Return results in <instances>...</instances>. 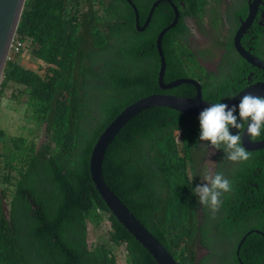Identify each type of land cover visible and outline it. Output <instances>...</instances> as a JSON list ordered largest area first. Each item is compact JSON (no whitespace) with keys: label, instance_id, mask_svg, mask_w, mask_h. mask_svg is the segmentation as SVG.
Returning <instances> with one entry per match:
<instances>
[{"label":"trees","instance_id":"obj_1","mask_svg":"<svg viewBox=\"0 0 264 264\" xmlns=\"http://www.w3.org/2000/svg\"><path fill=\"white\" fill-rule=\"evenodd\" d=\"M157 1L26 0L0 81V107L17 118L13 128L27 131L7 140V128L0 127V264H117L120 257L124 264H157L115 218L109 216L112 233L101 234V214L108 210L90 175L92 152L106 127L132 104L153 95L196 96L191 85L167 92L159 86L157 38L174 21L175 8L178 21L162 39L165 84L193 79L204 101L226 103L249 74L231 40L221 57L226 64L214 75L201 58L211 50L201 52L181 35L186 17L205 30L208 8L219 14L214 0L162 1L140 30L137 14L143 27ZM243 1L240 11L246 12V0L232 4ZM220 24L218 16L211 26L217 30ZM198 137L195 117L167 108L143 111L107 149L103 181L180 264L194 262L173 252L177 228L192 229L189 247L195 240L213 249L220 264L225 257L234 264H264V237L248 235L255 229L264 234V152L252 156L256 169H236L244 185L259 188L253 196L238 190L233 204L227 199L225 219L213 223L216 235L208 237L204 225L195 229V167L187 178V163L202 162L206 153L208 142ZM263 141L264 132L254 140ZM243 206L254 210L253 230L247 220L246 226L229 220L242 215ZM90 224L97 244H89ZM226 236L229 242L219 250L212 246L210 240Z\"/></svg>","mask_w":264,"mask_h":264},{"label":"clouds","instance_id":"obj_2","mask_svg":"<svg viewBox=\"0 0 264 264\" xmlns=\"http://www.w3.org/2000/svg\"><path fill=\"white\" fill-rule=\"evenodd\" d=\"M252 1L253 0H246V3H245V7L247 9L246 12H241L240 11L241 7L238 9V14L242 16V20L239 22L242 23V22L246 21L248 15L250 14L249 13L250 2H252ZM208 10H209V8H208ZM219 15L220 14H218V16ZM220 19H221V17H220ZM262 20L263 21H262L261 25L257 22H254L253 25L251 24L252 27L250 25L246 29V31L248 30L247 33H246V31L244 32V33H246L245 36L250 33L251 37L252 36L254 37V39L252 41L255 42V44H253L255 55L253 53H251L250 51L244 49V47H243V49L246 52H248L251 56H254L255 58L264 62V51H261L260 53L256 52V46L257 47L264 46V7H263V11H262ZM195 24H196V22H195ZM221 24H222V19H221ZM196 26H197V28H199V26L197 24H196ZM231 26H232V29L227 31L228 30L227 24H223L222 28H218L214 32L207 34V36L204 38V40L201 42L200 45L196 44L195 46H193V47H195V49H198V47H204L208 44H212L214 46V49H212V50L210 49V47H204V49H198L201 52H205L207 50H211V52H212V54L210 56L203 54L201 56L202 59H203V56L213 58L215 56L216 52H218L219 56H220L221 50L226 49V47L230 44V40L233 42L232 36L235 32L236 33L234 36L233 47H234V50L236 52V47H235V37L237 34L236 30H238L240 25L236 26L234 23H231ZM261 26L263 27L262 30L260 29ZM199 30H200V28H199ZM206 31H207V29L205 28V30L202 32L205 33ZM194 33H195L194 28L188 29V27L185 25V29L181 33V35L185 38V40L187 42L190 43V40L188 39V35H193ZM228 33H230V35H228ZM242 35H241V37H242ZM192 38L194 40V38H195L194 35ZM239 42H240V39H239ZM225 44L227 46L223 47V45H225ZM240 44H241V42H240ZM11 49H12V47H11ZM236 55L239 56L237 54V52H236ZM243 61L247 65V70H248L249 74H247L246 77H244V79L242 80L244 82L245 86L237 94H239L244 89H247L248 87L253 85V84L249 85L248 80H246V78H249L250 74H252V73H254V76L258 77L256 79L255 77L252 76V81L254 80V82H256V83H263L264 82V80H260L261 78H264V70L253 66L251 63L248 64L245 60H243ZM222 64H226V61L220 60L219 65L217 67L215 66L216 72L218 70V73H219V69H221L220 66H222ZM203 66L206 67L204 64H203ZM213 70H207V72H212L214 74ZM211 76L213 77V75H211ZM235 96H233L232 99ZM226 103H221V102L211 103L210 106L206 107L205 109H203L202 111L199 112L198 117H197L198 123H199V137L198 138L200 141H207L208 145H204L206 147V153L203 157L202 162L193 161V165H190L189 163H187V166H186L187 167L188 181H191V178H192V168L195 167V169L198 171V176L196 179L195 187L191 188L192 195L194 196L195 201H196V205H197L196 206L197 209H196V226H195V229H198V228H200V226L204 225V229L206 231L205 235L208 237H210L209 236L210 230H209V226H208V224L210 222L214 221L216 223H223V219H225L226 210L229 207V204L226 206L227 199H230V203L233 204L235 202L238 190L242 191V193L244 195H252L253 196L254 190L259 188L258 185L255 183H248L247 186L244 185L242 183V181L239 179V177L236 175V169L239 167L244 168V169H253V170L256 169L258 166H250L251 164L256 163L255 159L252 156L255 154L264 152V150L263 151L250 152V151L246 150L242 145V136L243 135H247V137L249 138V141L252 144L260 143V142H254V140H256L258 137H260L262 132H264V96H258V95L254 96L251 94H245L239 98V101L237 104L229 105ZM117 116H119V115H117ZM117 116L112 120V122L117 118ZM230 129H235V134H232L230 132ZM120 131H119V133H120ZM118 134L116 136H118ZM207 150L212 151V153H213L211 162L207 157ZM103 164H104V162H103ZM208 166H210V167H208ZM102 170H103V167H102ZM201 171L204 173L200 177ZM220 172H222V173H220ZM230 174L232 176L231 181L228 180L229 179L228 177H230ZM90 175H91V172H90ZM200 181H204V183L198 184ZM222 195H223V197H221ZM125 208L128 209L126 206H125ZM202 209H206L208 211V215L203 214ZM253 211L254 210H251V206H249V207L243 206L242 207V215H240L237 218L233 217L229 220H231L232 222L239 220L245 226H246L245 221L247 220L248 228H251L253 230L254 222H255V216H256V215L253 216ZM101 216H102L101 222H100V230L102 231L101 234L112 233V225H111V221L109 219V216L113 217L112 213L110 212V210H108V212L102 213ZM133 217H135L144 226V228L147 231H149L146 228V226L136 216H133ZM188 224H189V221L186 223V226H188ZM90 226L92 228L93 235L96 238V235L94 234V226L93 225L90 224L88 226V231L90 229ZM191 230H189V231H191ZM189 231L185 232L184 229H179V228L176 229V236H175L173 252L176 254L184 252L186 257L190 261H193L194 264H201V263H203V264H220V262H219L220 254H217L215 257H212V255L210 253L213 249L202 248L199 246L198 242H195V240L191 244L192 249L189 247V241H190V239L188 237ZM149 232L158 240V242L162 245V247L170 255L172 260L174 262H176L177 264H180L179 260L176 259L172 255V253L164 247L162 242L151 231H149ZM252 234L253 233H251L250 235H252ZM198 236H200L199 233L196 235V238ZM88 240H89V234H88ZM96 241H97V239H96ZM210 242L214 248L219 250L221 243L222 242H225V243L229 242V239L227 240V236H226L225 239H222L219 241L210 240ZM243 244H244V242H243ZM148 253L150 254V252H148ZM152 258H153V256H152ZM223 262H225V264H229L228 262H230L231 264H234V262L233 263L231 262V257L230 258L225 257V259H223ZM239 263L241 264V262H239ZM243 263L246 264L245 262H243ZM123 264H124V261H123Z\"/></svg>","mask_w":264,"mask_h":264},{"label":"water","instance_id":"obj_3","mask_svg":"<svg viewBox=\"0 0 264 264\" xmlns=\"http://www.w3.org/2000/svg\"><path fill=\"white\" fill-rule=\"evenodd\" d=\"M162 1L167 0H158L153 5L151 13L143 27L140 26L139 15L137 14V27L140 30H145L149 26L155 9ZM25 2L26 0H0V81L4 66L9 59V53L13 44V40ZM263 7L264 0H253L252 2H250V14L248 15L246 21L242 22V24L238 28L235 37V47L237 54L248 64L251 63L253 66L262 70H264V62L246 52L243 49V46L240 44L239 39L241 35L246 31V29L253 23L257 12L259 11L262 14ZM178 16V12L175 8L174 21L169 26L164 28L157 38V49L161 62L159 86L161 91L167 92L184 84L191 85L197 91L196 96L194 98L187 99L163 94L153 95L148 98L142 99L135 104H132L131 106L123 110L119 114V116H117V118L106 128L105 132L100 136V139L92 152L90 160V172L92 181L105 206L108 210H110L113 217L118 221V223L123 226L124 230L133 238H135L137 242H139L148 252H150V254L158 264L177 263L172 260L170 255L166 252V250L162 247L158 240L149 231H147L135 217H133L129 210L125 208V206L117 199L113 192L110 191V189L105 185L103 181L102 167L106 151L114 141L115 136L127 124L129 120L137 116L139 113L153 108H167L180 114L197 118L200 111L210 106L211 103H208L202 99L200 84L193 79H179L171 82L170 84H165V73L167 65L162 50V39L166 32L175 26L178 20ZM245 94L264 96V82L255 83L247 89H244L226 104H237L239 98ZM242 145L246 150L250 152L264 150V141L257 144H252L249 141L247 135L242 136ZM251 233H258L262 237H264V234L260 233L259 231H251L248 233V235H250ZM245 239H243V241L241 242L240 247L243 245ZM240 262L241 264H244L241 260Z\"/></svg>","mask_w":264,"mask_h":264},{"label":"flooded vegetation","instance_id":"obj_4","mask_svg":"<svg viewBox=\"0 0 264 264\" xmlns=\"http://www.w3.org/2000/svg\"><path fill=\"white\" fill-rule=\"evenodd\" d=\"M168 1L172 2V0H168ZM207 1H209L210 3L212 2V0H207ZM234 1L235 0H214L215 7L222 6L223 8H225V10H223V13L219 15L221 17V19H222V24L219 26V28H222L223 24H227V26H228V30L227 31L232 29V26H231L232 22H230V13H232L231 14V19L232 20H236V21H241L242 20V16L238 14V9L240 7H242L244 1L242 3L232 4V2H234ZM217 17H218V15L215 16L211 9L206 11L205 15L203 16V20H204V23H205V28L207 29V31L205 33L200 31L199 28H197L195 22L190 17H186L185 18L184 23L188 27V29H190V28H194L195 29V33L193 34L194 37H195L194 40L192 38L193 35H188V39L190 40V43H191L192 46H195L198 42L203 41V39H202L203 36L205 38L207 36V34H210V33L215 31V29L211 25H212L213 21ZM262 21H263L262 20V14H261V12L258 11L253 23L257 22V23H259L261 25ZM253 23H252V25H253ZM252 25H251V27H252ZM247 31H246V33H247ZM235 33L232 36L233 42H234ZM246 33H244L242 35V37L240 38V42H241L242 46L244 47V49H246V50H248V51H250L251 53L254 54V45L253 44H255V42L252 41L254 39V37L253 36L251 37L250 33L245 36ZM228 35H230V33H228ZM226 46H227L226 44L223 45V47H226ZM225 53H226L225 50L222 49L221 52H220L219 61H218V63H216V67L219 65L221 57ZM216 67L213 70L215 72L214 75H219V73L216 72ZM252 76L255 77L256 79L258 78L257 76H254V73L250 74L249 78H246V80H248V84L249 85L256 83V82H254V80L252 81ZM262 203L264 204V201ZM213 230H214V228H212L210 232H211L212 236H215L216 233L213 232ZM253 231H259V230L255 229ZM220 240H222V239H220Z\"/></svg>","mask_w":264,"mask_h":264},{"label":"rangeland","instance_id":"obj_5","mask_svg":"<svg viewBox=\"0 0 264 264\" xmlns=\"http://www.w3.org/2000/svg\"><path fill=\"white\" fill-rule=\"evenodd\" d=\"M86 8L87 7H85V9ZM97 8H99V7L97 6ZM215 8L217 9L219 14H222L223 10H225V8H223L222 6H218V7H215ZM100 14L104 15V12L100 11ZM231 14L232 13H230V22L234 23L236 26L241 25L242 24L241 22L231 19ZM202 39L204 40V36L202 37ZM201 42H198L197 44L200 45ZM204 47H210L211 50L214 49V46L212 44H208V45H206ZM204 47H198V49H204ZM261 51H264V46H262V47H257L256 46V52L260 53ZM218 56H219L218 52L215 53V56L213 58H209L207 56H203L202 63L206 66V68L208 70H213L215 68V66H216V63H218V61H219V57ZM28 60H29V58H28ZM29 62L32 65L36 63V61H33V60L29 61ZM94 104H96V103L94 102ZM16 122H17V118L13 115V113H11L8 110H5L2 107H0V127L3 130L5 128H7V131H6L7 140H9V137H11V136H16V135H20V134H24V135L27 134V131H20V130H17L15 128H13V126H18L19 125V124L17 125ZM230 132L232 134H235V129H230ZM42 139H43V136L41 137L40 140L42 141ZM176 139L178 141V136H176ZM212 155H213L212 151L207 150V157L210 160V162L212 160ZM208 167H210V166H208ZM203 173L204 172L201 171L200 177L203 175ZM202 183H204V181H200L198 184H202ZM213 223H214V221H212V222H210L208 224L209 230L211 229V226L213 225ZM92 243L97 244L98 241H96V238L93 235V231H92V228L90 226V229H89V244H92ZM118 251L120 252L122 257L125 256V253L122 252V249H119ZM117 264H123V259L121 257L117 260Z\"/></svg>","mask_w":264,"mask_h":264},{"label":"bare ground","instance_id":"obj_6","mask_svg":"<svg viewBox=\"0 0 264 264\" xmlns=\"http://www.w3.org/2000/svg\"><path fill=\"white\" fill-rule=\"evenodd\" d=\"M13 41H14V40H13ZM12 45H13V44H12ZM122 228H123V226H122ZM123 229H124V228H123ZM260 233H261V232H260ZM128 235H129V234H128ZM130 236H131V235H130ZM135 240H136V239H135ZM136 241H137V240H136ZM138 243H139V242H138ZM139 244H140V243H139ZM140 245H141V244H140ZM120 249H122V252L125 253L124 250H123V248H120ZM125 255H126V253H125Z\"/></svg>","mask_w":264,"mask_h":264},{"label":"built area","instance_id":"obj_7","mask_svg":"<svg viewBox=\"0 0 264 264\" xmlns=\"http://www.w3.org/2000/svg\"><path fill=\"white\" fill-rule=\"evenodd\" d=\"M12 47H13V45H12Z\"/></svg>","mask_w":264,"mask_h":264}]
</instances>
